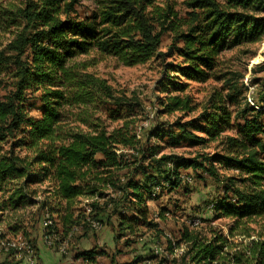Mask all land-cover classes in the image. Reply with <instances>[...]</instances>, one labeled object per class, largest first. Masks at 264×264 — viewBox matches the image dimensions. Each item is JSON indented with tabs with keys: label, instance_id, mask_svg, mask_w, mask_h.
<instances>
[{
	"label": "trees",
	"instance_id": "16d2710c",
	"mask_svg": "<svg viewBox=\"0 0 264 264\" xmlns=\"http://www.w3.org/2000/svg\"><path fill=\"white\" fill-rule=\"evenodd\" d=\"M98 5L83 18L72 19V5H64V0H25L24 28L7 45L8 59L0 56V69L7 64L14 78L13 91L0 101V213L38 204L39 192L31 188L47 183L43 193L48 196L40 208H48L65 236L81 222L95 221L123 239L141 230H158L148 203L156 189L162 193L181 187L186 178L180 169L209 174L215 169H206L196 159L143 150L129 126L108 131L96 124L84 131L65 124L67 108L88 107L96 99L92 87H79L81 79L67 71L68 62L93 52L126 67L179 57L178 73L205 82L210 78L206 72L214 70L224 51L264 39V17H257L264 12V0H189L192 12L186 30L174 21L170 8L162 9L155 0H99ZM167 34L173 37L166 49ZM90 78L83 74V82ZM96 82L110 91L105 81ZM36 95L42 104L39 119L27 111L30 96ZM168 106L186 110L188 103L173 98ZM249 113L253 117L236 137L228 138L230 151L212 159L243 177L239 188L237 179H229L224 197L212 202L215 221L232 220L228 235L214 232L208 237L186 228L179 241L168 245L171 253L186 247L180 262L173 264H264V225L259 231L250 227L264 218V119L262 111H243ZM80 114L88 113L83 109ZM203 120L204 126L195 121L181 126L182 138L206 143L187 128L216 138L231 114H206ZM81 201L83 211L77 214L73 208ZM11 229L19 233L17 227ZM82 256L95 262L92 253ZM151 256L158 258L151 252L144 258Z\"/></svg>",
	"mask_w": 264,
	"mask_h": 264
},
{
	"label": "rangeland",
	"instance_id": "374dc122",
	"mask_svg": "<svg viewBox=\"0 0 264 264\" xmlns=\"http://www.w3.org/2000/svg\"><path fill=\"white\" fill-rule=\"evenodd\" d=\"M34 2L42 3V0ZM98 2L64 0V5H72L70 17L75 19L99 9ZM187 2L189 0H155L157 6L173 11L174 21L184 25L181 30H186L189 25L186 23L191 21L192 10ZM23 9L25 0H0L1 57L9 56L7 45L24 28ZM257 17H264V12L257 14ZM172 37V34L165 35L166 49ZM181 63L179 57H168L126 67L116 59L104 58L93 52L77 57L67 65V71L81 79L79 87L83 88V83L87 89L92 87L96 99L88 107L67 108L65 124L84 131L96 124L107 127L108 131L129 126L143 150L157 149L159 156L172 154L196 159L206 169H215L214 174L204 169H180L185 178L192 179L191 183L185 179L178 190L162 193L156 190L148 206L151 221L159 227L157 231L141 230L136 236L122 239L110 227L105 226L97 231L88 222H81L73 234L65 236L61 225L47 213L48 208H40L48 196L43 193L48 187L46 183L31 188L39 192L35 198L38 204L18 212L8 210L4 215L0 213V239L14 241L21 237L32 247L36 264H173L174 260L180 262L186 247L182 245L171 253L168 245L179 241L186 228L208 237L214 232L227 236L232 220L215 221L208 207L224 197V185L228 184L229 179H237L235 188H239V181L243 177L235 168L224 167L212 159L223 157L230 151L228 138L236 137L245 121L253 117L251 113L243 115L244 110L253 108L257 112L262 111L264 119V39L224 51L217 57L214 70L206 72L210 78L205 82L190 80L178 73L177 66ZM83 74L91 77L90 82H83ZM96 80L105 81L110 91L99 87ZM13 85V70L4 64L0 69V101L11 94ZM37 97L30 96L32 99L27 104V111L35 119L40 118L42 107ZM173 98L187 101L188 108L175 111H172L174 106L166 108ZM83 109L88 114L79 116ZM224 112L231 114V121L218 137L210 138L188 127L190 132L199 139H207V142L197 143L191 137L182 138L181 126L193 121L204 126L201 123L204 115H222ZM83 120L86 122L83 123ZM222 126L218 123L217 127ZM73 209L80 214L83 201L76 202ZM48 220L51 224L45 225ZM193 222L199 224L196 226ZM263 225L264 218L258 221V226L251 224L250 227L259 231V226ZM11 227H17L19 233L15 234ZM156 241L165 248L166 253L158 258H144L150 254ZM84 253H92L95 262L85 260L82 256ZM163 259H167V263H160ZM27 260L25 251H0V264H27Z\"/></svg>",
	"mask_w": 264,
	"mask_h": 264
},
{
	"label": "built area",
	"instance_id": "2783aa9c",
	"mask_svg": "<svg viewBox=\"0 0 264 264\" xmlns=\"http://www.w3.org/2000/svg\"><path fill=\"white\" fill-rule=\"evenodd\" d=\"M186 181L188 182H192L191 178H186ZM157 191L159 189H156ZM213 204L211 203L208 207V210L211 214H213ZM90 210H88L89 212ZM48 218V217H47ZM51 224V221L48 220L45 225ZM194 225H198V222H193ZM91 225L93 226L94 229L101 230L102 229V224L99 222H91ZM167 238H169L171 241L172 239L167 236ZM154 245L152 246L150 252H152L153 255L157 256V257H161L166 253L165 248L159 243V242H154ZM0 251H25L26 254L28 255V260H27V264H36L35 263V257H34V251L32 249V247L25 241L23 240L21 237L13 240H1L0 241ZM61 252H64V249H61Z\"/></svg>",
	"mask_w": 264,
	"mask_h": 264
},
{
	"label": "crops",
	"instance_id": "0c3cea01",
	"mask_svg": "<svg viewBox=\"0 0 264 264\" xmlns=\"http://www.w3.org/2000/svg\"><path fill=\"white\" fill-rule=\"evenodd\" d=\"M210 214H211V213H210ZM205 218H207V220L210 219V217H205ZM145 256H146V255H145Z\"/></svg>",
	"mask_w": 264,
	"mask_h": 264
}]
</instances>
